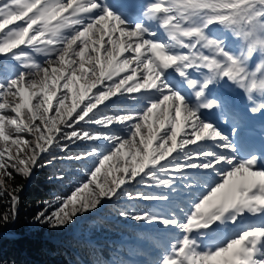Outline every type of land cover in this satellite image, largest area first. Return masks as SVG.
I'll return each instance as SVG.
<instances>
[{
  "label": "snow or ice",
  "instance_id": "6c2138e0",
  "mask_svg": "<svg viewBox=\"0 0 264 264\" xmlns=\"http://www.w3.org/2000/svg\"><path fill=\"white\" fill-rule=\"evenodd\" d=\"M225 86L264 114V0H0V226L59 151L91 166L38 222L123 199L165 233L149 264H264V149L238 142Z\"/></svg>",
  "mask_w": 264,
  "mask_h": 264
},
{
  "label": "trees",
  "instance_id": "16d2710c",
  "mask_svg": "<svg viewBox=\"0 0 264 264\" xmlns=\"http://www.w3.org/2000/svg\"><path fill=\"white\" fill-rule=\"evenodd\" d=\"M69 153L68 155L75 154L74 151ZM56 157V159L44 161V166L38 167L30 179L16 177L15 184L23 185V190L19 193L16 216L11 223L0 226V259L4 261V264H102L112 253L105 242L106 239L102 238L100 229L113 235L117 232L131 235L132 230L137 226L128 223L120 216L117 220L108 219V214L113 212L105 206L108 208L107 211L105 210L106 213L98 214L94 211L93 220L87 216L79 220L78 217L75 218L89 233L83 232L81 239L69 234L75 228L73 223L65 227L53 228L35 220L37 214L44 211L46 207L50 214L58 199L70 194L75 184L85 179L81 162L69 160L68 163H62L61 159ZM67 166L70 167L67 168ZM60 176L64 179H59ZM12 183L8 181L9 185ZM143 190L154 191L147 188ZM46 202H49L52 207H48ZM135 203L139 208L151 210L154 202L137 201ZM9 210V198L0 197V212ZM137 224L144 226L143 224L146 223L137 222ZM91 240L94 242L91 243Z\"/></svg>",
  "mask_w": 264,
  "mask_h": 264
},
{
  "label": "rangeland",
  "instance_id": "374dc122",
  "mask_svg": "<svg viewBox=\"0 0 264 264\" xmlns=\"http://www.w3.org/2000/svg\"><path fill=\"white\" fill-rule=\"evenodd\" d=\"M83 148V145L77 147L75 145H73L71 147L72 150L70 151H74L75 153L80 152ZM69 151V152H70ZM67 153L70 154V153ZM55 155L58 156L59 158L64 156V153H60L59 151L55 152ZM51 157H48L45 159V161H49L51 160ZM61 159V158H60ZM68 159H61V162H65L68 163ZM74 160H72L71 162H73ZM77 162V161H76ZM83 168V176H84V171L86 167H90L91 166V161H87L82 163ZM70 166H67V168H69ZM38 168H36L35 170L37 171ZM34 170V171H35ZM85 177V176H84ZM154 191H156L155 189H153ZM107 205V206H106ZM109 207L110 211L113 212V214H108V219L110 220H117L119 215V211L122 208H130L131 204L129 202H127L126 200H118V201H114V202H104L103 206L99 208V210H97L98 214H103L106 213L108 208L105 207ZM170 207V204H167L165 202H154L151 210L152 211H157V212H167L168 208ZM113 208V209H112ZM104 209V210H103ZM106 210V211H105ZM93 212L90 213H85L83 215H79L78 220L83 218V216H87L89 218H92L94 215L92 214ZM77 219H75L73 221V224L75 226L73 231H70V235L75 236V238L77 239H81V236H83V232L86 234H89L87 231L84 230L82 223H79ZM93 220V218H92ZM128 223L130 224H134V226H136L132 232L131 235L128 234H120V232H117L115 235H113L110 232L104 231V229H100L101 230V234H102V238L106 239V243L108 244V246L111 248V255L110 257L107 259V261H115V262H120V261H126L129 258L130 250L126 247L123 246L121 247V243L122 242H132V241H136L140 244H142V246L144 248H148V251H150L148 254H150V256H153L154 254H156L157 256V247L154 246V244H156L158 241H162L163 238L165 237V233L161 230V226L158 224H143L144 226H138L137 222L132 221V220H126ZM87 240L89 241V238H87ZM154 241H156V243H154ZM91 243L94 242V240L90 241ZM146 246V247H145ZM138 256L143 255V257H147L149 255H144L143 254H137Z\"/></svg>",
  "mask_w": 264,
  "mask_h": 264
},
{
  "label": "bare ground",
  "instance_id": "6f19581e",
  "mask_svg": "<svg viewBox=\"0 0 264 264\" xmlns=\"http://www.w3.org/2000/svg\"><path fill=\"white\" fill-rule=\"evenodd\" d=\"M249 108V107H248ZM82 149V148H81ZM126 246L130 250L129 258L127 259L128 264H149V262L155 260L154 257L148 254V248H144L142 244L132 241V242H122L121 247ZM157 251V250H156ZM149 255L147 257H143V255L138 256L137 254ZM156 257V254H154Z\"/></svg>",
  "mask_w": 264,
  "mask_h": 264
}]
</instances>
